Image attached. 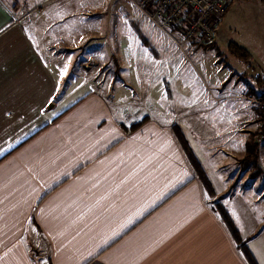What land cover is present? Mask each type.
Here are the masks:
<instances>
[{"label": "crops", "instance_id": "obj_1", "mask_svg": "<svg viewBox=\"0 0 264 264\" xmlns=\"http://www.w3.org/2000/svg\"><path fill=\"white\" fill-rule=\"evenodd\" d=\"M33 1L35 7L29 0H0V264H250L244 247L261 264L256 234L264 226V146L257 137L264 118L254 100L264 95L249 89L231 103L222 122L247 135L240 149L218 144L239 160L226 183L213 180L195 152L202 137L193 131L197 119L186 111L147 110L127 85L103 86L92 78L95 66L111 64L113 53L101 42L107 28H120L116 0L113 6L112 0L88 6L68 0L45 8ZM124 18L134 19L129 12ZM132 25L135 43L153 44L144 34L149 28L136 20ZM218 32L211 45L198 40L186 50L199 54L217 42ZM125 38L127 48L114 53L122 66L137 55L129 34ZM74 48L80 52L70 55ZM184 73L174 70L176 92L194 100L198 89L191 81L179 85ZM133 109L140 118L128 115ZM249 141L256 188L263 189L256 208L227 196Z\"/></svg>", "mask_w": 264, "mask_h": 264}, {"label": "rangeland", "instance_id": "obj_2", "mask_svg": "<svg viewBox=\"0 0 264 264\" xmlns=\"http://www.w3.org/2000/svg\"><path fill=\"white\" fill-rule=\"evenodd\" d=\"M39 1L45 8L68 0ZM98 1L101 4L104 2V0H86L84 5H97ZM113 2L114 0H112V6ZM29 3L31 7L36 5L33 0H29ZM258 3L259 0H230L226 9L228 12L225 15V11L220 20L217 42L212 46L202 47L197 52L199 54H194L191 53L192 51L186 50V46L181 48L174 38L160 30L129 0H116L115 4L120 8L122 17H118L117 20L120 28L117 32L112 31V27L107 28V34L104 35V41L101 42L104 50L113 53L111 64L105 67L99 64L93 68L92 78L94 77L97 82L103 86L127 85L126 89L130 95L135 97L134 99H137L138 102L141 99L147 110L152 107L163 108L175 115L179 111H186L197 119L193 131L202 137H197L196 144L192 141L197 147L195 152L198 157L202 158L207 173L218 182V179L222 177L221 181L226 183L228 181L227 173L234 176L239 160V158H228L225 149L222 151L217 148L218 144L226 143L227 147H230L233 143L236 145L234 146L236 149H240L241 140L247 135L231 130V125L227 126L225 122H222L225 121L227 114L233 111L230 109L231 103L240 101L237 94L243 92L247 95L249 89L255 97L264 95V39L260 40L256 37V32H260V26L264 24V6ZM127 11L134 19L124 18ZM109 12L111 20L113 10L110 9ZM135 20L149 28L144 34L149 36L153 46L146 43L144 45L135 43L139 37L137 30L132 25ZM127 34L133 41V44L129 46L134 55L137 54L136 56L140 57V60L138 58L136 60V56H134L132 60H127L122 66L118 61L119 55L114 61V53L119 54L127 48L125 41ZM79 52L74 48L68 53L76 55ZM156 53H159L158 58ZM174 70L186 72L184 73L185 78L183 75L181 76L179 83L181 87L189 85L188 82L191 81L190 83L198 89L194 100L186 101L176 92L175 86L178 83L174 82ZM78 71L81 72L80 69ZM185 80L188 81L186 84ZM78 85L81 90L82 84ZM224 87L227 89V99H221V96L225 97L226 95L222 92ZM231 90H233L232 93ZM231 95L233 98H230ZM218 97L220 98L218 99ZM202 98H206V100H202ZM244 102L247 103V100ZM223 107H227L228 110ZM254 111L257 116L262 117L257 109ZM128 112V115H131L137 111L133 109ZM141 115L142 113L138 111V117L134 115L133 119L140 118ZM216 116L221 119L217 120ZM129 117L132 120L131 116ZM217 121L222 123L217 125ZM204 136L205 138H203ZM230 139L235 140L231 141ZM212 154H216V156H212ZM220 160H226L225 164L220 165ZM255 161L256 158L253 157L245 158L243 162L240 161L244 164L243 171L241 174L238 172L240 178L230 182L227 196L235 194L234 198L245 200L256 208V195L262 193L263 189L260 191L262 185H259L258 189L256 188ZM241 176H246L247 179H243ZM257 233L256 255L261 264H264V226Z\"/></svg>", "mask_w": 264, "mask_h": 264}, {"label": "built area", "instance_id": "obj_3", "mask_svg": "<svg viewBox=\"0 0 264 264\" xmlns=\"http://www.w3.org/2000/svg\"><path fill=\"white\" fill-rule=\"evenodd\" d=\"M160 30L174 38L184 48L188 43L215 41L222 15L230 0H130ZM264 111V98L254 100ZM245 127L240 128L244 130ZM257 142L264 146V131Z\"/></svg>", "mask_w": 264, "mask_h": 264}, {"label": "trees", "instance_id": "obj_4", "mask_svg": "<svg viewBox=\"0 0 264 264\" xmlns=\"http://www.w3.org/2000/svg\"><path fill=\"white\" fill-rule=\"evenodd\" d=\"M262 2H264V0H261ZM204 44H206V43H204ZM212 43H210V44H206V45H211ZM258 111H259V113L261 114V116H262V118H264V111L262 110V109H258ZM138 123V122H137ZM264 131V130H263ZM183 137V135H182V132L180 133V137ZM248 145H247V157L246 158H251L252 156V150H253V148H254V146H255V144H254V142H252V141H249L248 143H247ZM187 151L188 152H190V154L192 155V152H191V150L190 149H188L187 148ZM196 166H199V162L198 161H196ZM218 211H219V213H220V215L222 216V218L224 219V221H225V223H226V225L228 226V228L230 229V231L232 232V234H233V236L236 238V239H238L237 238V232H236V229H235V227H234V224H233V222H232V219H231V217H230V215L228 214V212H227V210L223 207V206H221V207H219L218 208ZM245 248V255H246V257H247V259H248V261L250 262V264H256V262H255V260H254V257L252 256V254L250 253V251L246 248V247H244Z\"/></svg>", "mask_w": 264, "mask_h": 264}]
</instances>
